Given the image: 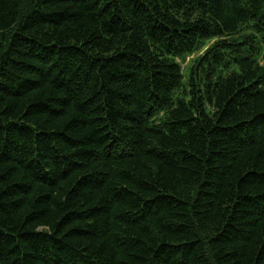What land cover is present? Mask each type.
Wrapping results in <instances>:
<instances>
[{"label":"trees","instance_id":"1","mask_svg":"<svg viewBox=\"0 0 264 264\" xmlns=\"http://www.w3.org/2000/svg\"><path fill=\"white\" fill-rule=\"evenodd\" d=\"M0 264H264V0H0Z\"/></svg>","mask_w":264,"mask_h":264},{"label":"rangeland","instance_id":"2","mask_svg":"<svg viewBox=\"0 0 264 264\" xmlns=\"http://www.w3.org/2000/svg\"><path fill=\"white\" fill-rule=\"evenodd\" d=\"M189 59H190V58H188V60H189ZM184 65L186 66L187 63L185 62ZM186 73H187V68H186L185 71L183 72L184 77H186Z\"/></svg>","mask_w":264,"mask_h":264},{"label":"bare ground","instance_id":"3","mask_svg":"<svg viewBox=\"0 0 264 264\" xmlns=\"http://www.w3.org/2000/svg\"><path fill=\"white\" fill-rule=\"evenodd\" d=\"M88 90V89H87ZM44 96V95H43ZM84 96V95H83ZM92 117V116H91ZM73 134V133H72ZM254 185V184H253ZM129 188V187H128ZM180 213V212H179ZM141 246V245H140ZM247 261V260H246ZM249 263V262H248Z\"/></svg>","mask_w":264,"mask_h":264}]
</instances>
